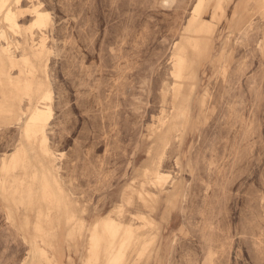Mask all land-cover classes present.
I'll return each instance as SVG.
<instances>
[{
  "label": "rangeland",
  "instance_id": "374dc122",
  "mask_svg": "<svg viewBox=\"0 0 264 264\" xmlns=\"http://www.w3.org/2000/svg\"><path fill=\"white\" fill-rule=\"evenodd\" d=\"M165 2L0 0V264H264V0Z\"/></svg>",
  "mask_w": 264,
  "mask_h": 264
},
{
  "label": "bare ground",
  "instance_id": "6f19581e",
  "mask_svg": "<svg viewBox=\"0 0 264 264\" xmlns=\"http://www.w3.org/2000/svg\"><path fill=\"white\" fill-rule=\"evenodd\" d=\"M226 13V11L224 12V14ZM203 16V15H202ZM193 23V22H192ZM185 30V29H184ZM241 32V31H240ZM183 33H184V31H183ZM182 33V34H183ZM182 34H181V36H182ZM193 40V43H192V46H193V48H194V50L195 51H197L198 49H201V47H202V45L200 44V42L199 41H197V37H195L194 39H192ZM177 45H178V42L174 45V49H173V51L176 49V47H177ZM210 45V43H207V44H205V50L206 49H208L207 47ZM211 47H212V44H211ZM209 51V50H208ZM174 53H176L175 51H174ZM176 54H178V53H176ZM179 55H181V54H179ZM185 60H186V62L189 64V65H191V64H193V63H195L196 61L195 60H192V59H189L186 55H185ZM66 189V188H65ZM73 198V197H72Z\"/></svg>",
  "mask_w": 264,
  "mask_h": 264
},
{
  "label": "snow or ice",
  "instance_id": "6c2138e0",
  "mask_svg": "<svg viewBox=\"0 0 264 264\" xmlns=\"http://www.w3.org/2000/svg\"><path fill=\"white\" fill-rule=\"evenodd\" d=\"M17 3H19V0H17ZM165 6H166V7L168 6V4H167V0H166V2H165ZM10 23H13V21L10 20Z\"/></svg>",
  "mask_w": 264,
  "mask_h": 264
}]
</instances>
